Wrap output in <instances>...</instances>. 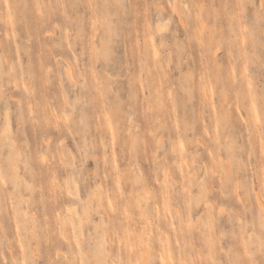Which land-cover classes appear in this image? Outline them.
<instances>
[{
	"label": "rangeland",
	"instance_id": "rangeland-1",
	"mask_svg": "<svg viewBox=\"0 0 264 264\" xmlns=\"http://www.w3.org/2000/svg\"><path fill=\"white\" fill-rule=\"evenodd\" d=\"M0 264H264L261 0H0Z\"/></svg>",
	"mask_w": 264,
	"mask_h": 264
},
{
	"label": "bare ground",
	"instance_id": "bare-ground-1",
	"mask_svg": "<svg viewBox=\"0 0 264 264\" xmlns=\"http://www.w3.org/2000/svg\"><path fill=\"white\" fill-rule=\"evenodd\" d=\"M178 4V3H177ZM174 7H177V6H174ZM180 8V7H179ZM176 9V8H175ZM176 10H178L179 11V9H176ZM181 10V9H180ZM180 12V11H179ZM179 15H180V13H179ZM182 18V17H181ZM184 19V18H183ZM184 21V20H183ZM185 22V21H184ZM183 22V23H184ZM8 112V111H7ZM7 114V113H6ZM5 114V115H6ZM7 118V120H5L6 121V125H7V128H8V126L10 125V119L8 118V117H6ZM7 128L5 129V130H7ZM44 129V128H43ZM48 129H50V128H48ZM47 130V129H46ZM53 130V129H52ZM44 132H45V129H44ZM49 134V133H48ZM50 135V134H49ZM52 135V134H51ZM259 197V196H258ZM258 201H259V199H258Z\"/></svg>",
	"mask_w": 264,
	"mask_h": 264
},
{
	"label": "snow or ice",
	"instance_id": "snow-or-ice-1",
	"mask_svg": "<svg viewBox=\"0 0 264 264\" xmlns=\"http://www.w3.org/2000/svg\"><path fill=\"white\" fill-rule=\"evenodd\" d=\"M261 8H264V0H261Z\"/></svg>",
	"mask_w": 264,
	"mask_h": 264
}]
</instances>
